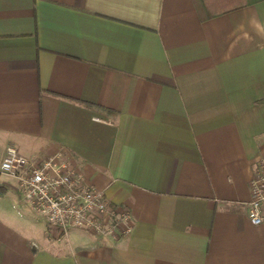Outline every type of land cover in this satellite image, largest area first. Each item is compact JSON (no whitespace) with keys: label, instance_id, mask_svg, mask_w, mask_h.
Listing matches in <instances>:
<instances>
[{"label":"crops","instance_id":"1","mask_svg":"<svg viewBox=\"0 0 264 264\" xmlns=\"http://www.w3.org/2000/svg\"><path fill=\"white\" fill-rule=\"evenodd\" d=\"M10 144L64 150L133 225L65 233L0 174V264H264V0H0V161Z\"/></svg>","mask_w":264,"mask_h":264},{"label":"built area","instance_id":"2","mask_svg":"<svg viewBox=\"0 0 264 264\" xmlns=\"http://www.w3.org/2000/svg\"><path fill=\"white\" fill-rule=\"evenodd\" d=\"M0 174L13 179L34 211L65 233L77 228L116 237L132 229L130 212L117 208L103 189L89 184L64 150L35 158L9 145ZM250 191L249 217L260 225L264 223V155L250 180Z\"/></svg>","mask_w":264,"mask_h":264},{"label":"trees","instance_id":"3","mask_svg":"<svg viewBox=\"0 0 264 264\" xmlns=\"http://www.w3.org/2000/svg\"><path fill=\"white\" fill-rule=\"evenodd\" d=\"M251 1L252 0H196V3L202 16L209 18L248 4ZM85 103L93 106L92 103Z\"/></svg>","mask_w":264,"mask_h":264},{"label":"rangeland","instance_id":"4","mask_svg":"<svg viewBox=\"0 0 264 264\" xmlns=\"http://www.w3.org/2000/svg\"><path fill=\"white\" fill-rule=\"evenodd\" d=\"M10 145H13V144H10ZM9 146V145H8ZM7 146V147H8ZM7 149V148H6ZM5 189H3V187H0V194H4ZM14 190L16 191V193H18V195L20 196L21 195V192L15 187ZM19 191V192H18Z\"/></svg>","mask_w":264,"mask_h":264}]
</instances>
